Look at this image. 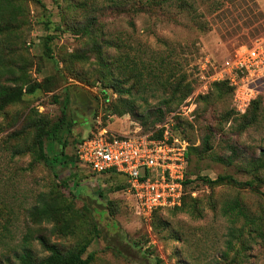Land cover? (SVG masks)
<instances>
[{
    "label": "rangeland",
    "instance_id": "1",
    "mask_svg": "<svg viewBox=\"0 0 264 264\" xmlns=\"http://www.w3.org/2000/svg\"><path fill=\"white\" fill-rule=\"evenodd\" d=\"M114 1L120 2L10 0L0 10V81L39 85L0 111V254L13 255L26 243L45 258L50 250L41 236L65 254L88 242L89 264H264V98L246 124L229 86L203 87L198 78L201 58L221 61L264 36V0H221L215 11L212 0H197L200 15L176 5L136 12L134 0L125 8ZM93 38L103 58L91 50ZM64 105L70 126L45 142L48 153L71 157L57 179L33 154L31 119L57 121ZM99 118L118 133L167 123L187 142L197 200L145 216L123 177L81 166L78 142ZM231 145L240 156L224 162ZM14 147L23 152L13 155ZM225 175L242 184L200 179ZM42 192L72 210L57 221H32L28 211ZM236 200L244 214L233 211Z\"/></svg>",
    "mask_w": 264,
    "mask_h": 264
},
{
    "label": "built area",
    "instance_id": "2",
    "mask_svg": "<svg viewBox=\"0 0 264 264\" xmlns=\"http://www.w3.org/2000/svg\"><path fill=\"white\" fill-rule=\"evenodd\" d=\"M198 78L203 87L227 81L233 87V106L245 114L251 102L264 95V36L237 45L221 61L209 55L201 58ZM77 156L89 172L121 175L145 216L181 203L187 142L167 123L149 131L138 125L129 133H118L99 118L91 135L79 142Z\"/></svg>",
    "mask_w": 264,
    "mask_h": 264
},
{
    "label": "trees",
    "instance_id": "3",
    "mask_svg": "<svg viewBox=\"0 0 264 264\" xmlns=\"http://www.w3.org/2000/svg\"><path fill=\"white\" fill-rule=\"evenodd\" d=\"M129 1L127 0H120V2L114 1V4L119 5L122 8H125V6H127ZM196 1L197 0H134L132 6L136 10V12L138 11L149 12L148 10H151L153 8H163L164 6L170 7L172 5H176L177 7H180L184 11H193L198 15L203 14V12H198V5ZM10 4H11L10 0H0V10L3 9L4 7L9 8ZM221 5H222L221 0H212V2L208 5V7L210 8L211 11H215L219 9ZM52 40L53 37L48 36L46 38L45 45L48 50L49 57L55 60L51 47L49 46ZM90 46L93 52L98 53L100 58H103L102 45L99 43V41L96 38H93L91 40ZM74 56H76L78 59H83V60H87L89 58V55L87 53H79V54H75ZM4 71H5L4 67L3 68L0 67V75ZM214 84L218 86L222 84H226L227 86H229L232 93L231 95L233 97V87H231L227 81L215 82ZM172 85L175 86L176 84L174 83ZM38 86L39 85L27 86L25 89L24 85H20V84L7 85L0 81V111L4 109L6 106L19 101L22 98V94L24 92H32ZM262 98H264L263 95L258 96L256 99H254L251 102L245 114L242 115L239 114L242 118H244L246 124H250L251 118L255 117V114L253 112V106L256 105L259 102V100H261ZM66 108L67 105H64L61 117L54 122H50L46 119H40L38 121L31 119V125L35 126V136H34L35 145L33 146L34 147L33 154L35 155L38 161L43 162L45 166H47L50 170H52V172L54 173L57 179H60L59 174L56 171L57 168L59 166L64 167L66 164H68V162L71 160V157H69L63 150L60 152H55L53 154L48 153L47 145L45 142L48 139H56L58 137V134H60L64 128L70 126V122L68 121L67 118ZM143 130L148 131L144 128ZM91 132L89 135H91ZM82 139H80L79 142H81ZM208 141L209 139L206 138L205 140L206 144H208ZM63 142H64V146H66V140H64ZM197 150H199V148H197ZM230 150L232 152L231 155L221 158L222 161L231 163L234 158L240 156V149L238 147L231 145ZM22 152L23 150L17 149V147H14V149L12 150L13 155L20 154ZM188 159H189V153H187V161ZM75 160L79 162L77 155H75ZM90 173H94V172H90ZM103 174H108V173H103ZM111 175H113V173H111ZM114 175H119V174L114 173ZM200 179L202 182L205 181L209 183L220 182L222 180H229L235 184H242L240 181H237L236 179H234L232 176L229 175L219 176L215 180H211L208 177H200ZM70 181L71 179L67 178L61 181V183L66 184L69 183ZM201 181L198 180L197 183H202ZM244 184L252 188L254 183L253 181H246L244 182ZM184 185H185V189L181 203L180 205L174 206L177 209H183V207H185L187 202L192 200L195 201L197 200L196 196L193 195V193L196 192V190H198L196 187L197 186L196 181L195 178L191 179V177L189 176L188 168L184 180ZM36 200L37 201L35 205L29 209L28 215L32 221L37 223L44 221L45 222L57 221L61 216H65L64 210L67 211L72 210V205L70 203L64 204L60 199V197L54 194L42 192L38 195ZM232 208L233 211L239 209V212L243 213V210L240 207V204L237 200L234 202ZM160 209L162 208H158L157 210ZM157 210H155L153 213H155ZM235 229L236 228L231 227L229 229L228 235H230L231 237L236 235ZM39 239L50 250V254L47 257L38 259L33 254L31 248L25 243L20 251L14 250L13 255H6L4 253L0 254V264H89L93 259L94 254L92 252H89L86 256H84L89 246L88 242L84 243L76 250L69 251L68 253L65 254L62 253L59 249H57L55 245H50L46 243L44 237L40 236ZM227 242L229 245H231L230 239H228Z\"/></svg>",
    "mask_w": 264,
    "mask_h": 264
}]
</instances>
